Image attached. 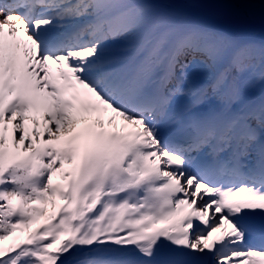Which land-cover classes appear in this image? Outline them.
Listing matches in <instances>:
<instances>
[{"label":"snow or ice","instance_id":"1","mask_svg":"<svg viewBox=\"0 0 264 264\" xmlns=\"http://www.w3.org/2000/svg\"><path fill=\"white\" fill-rule=\"evenodd\" d=\"M172 8L0 0V264H264V96L224 68L242 72L253 46ZM196 63L216 69L206 88ZM162 65L182 83L153 89ZM229 89L226 123L198 113ZM178 97L186 148L160 128L184 122ZM205 150L192 171L186 153Z\"/></svg>","mask_w":264,"mask_h":264},{"label":"rangeland","instance_id":"2","mask_svg":"<svg viewBox=\"0 0 264 264\" xmlns=\"http://www.w3.org/2000/svg\"><path fill=\"white\" fill-rule=\"evenodd\" d=\"M190 3H192L194 6L198 7V8H201V9H204L206 11H208L210 14H213V16H216L218 18H226L228 20H233L232 16L230 15V11H228V9H226L224 12H219L218 10H215L213 8V6H205L203 4V2L201 0H188ZM216 1V0H214ZM243 1V0H242ZM251 4L254 5L253 9H250V10H246L243 8V4L241 2H239V0H223V3H225L227 5V2H229L231 5H232V9H231V12H233V17H235V14L234 12L237 11L239 14H241L244 18H248V17H257V18H261V16H258L256 15V10H258V7L257 5L261 2V0H248ZM234 10V11H233ZM261 12V10H260ZM244 14V15H243ZM262 22L264 23V19L262 20ZM200 55L198 54H195V58L197 61H203L205 60L203 57H201ZM193 58L190 57L188 58L186 61L187 63L189 61H191ZM185 60V58H180V62H183ZM246 63V62H245ZM256 63V62H254ZM190 67H193V68H200V69H203L205 72H207V74H211V70L209 69V67L205 66L204 64H201V63H196V64H192ZM263 71L264 73V68L261 70ZM243 72L248 76V82H249V85H253L256 83V79L258 78V73L260 72L259 71H253L250 67L248 69H244ZM243 73L238 72V75H242ZM233 83V82H232Z\"/></svg>","mask_w":264,"mask_h":264},{"label":"bare ground","instance_id":"3","mask_svg":"<svg viewBox=\"0 0 264 264\" xmlns=\"http://www.w3.org/2000/svg\"><path fill=\"white\" fill-rule=\"evenodd\" d=\"M227 7H231V5L230 4H227ZM80 23V20L79 21H76L73 25H72V28L73 27H75L76 25H78ZM114 43V42H113ZM112 43V44H113ZM117 123H120V121L119 120H117Z\"/></svg>","mask_w":264,"mask_h":264}]
</instances>
